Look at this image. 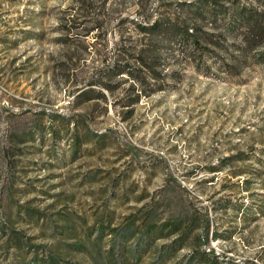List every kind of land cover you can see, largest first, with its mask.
<instances>
[{
	"label": "rangeland",
	"instance_id": "374dc122",
	"mask_svg": "<svg viewBox=\"0 0 264 264\" xmlns=\"http://www.w3.org/2000/svg\"><path fill=\"white\" fill-rule=\"evenodd\" d=\"M203 1L0 0V264L55 247L56 224L136 212L159 227L140 264H264V44L241 53L236 31L222 71L227 52L142 31ZM144 44L158 78L112 72Z\"/></svg>",
	"mask_w": 264,
	"mask_h": 264
},
{
	"label": "trees",
	"instance_id": "16d2710c",
	"mask_svg": "<svg viewBox=\"0 0 264 264\" xmlns=\"http://www.w3.org/2000/svg\"><path fill=\"white\" fill-rule=\"evenodd\" d=\"M220 1H203L199 5V9H196L198 12L194 16H189L187 13L183 18L176 16L166 21L155 20L152 24L142 25V31L146 35L156 38L166 37L167 34L174 36L186 44H191L194 51L201 49V53L204 51L215 54L220 51L227 52V57L222 60L221 69L230 71L236 65L238 56L228 54L229 47L236 45L234 41L228 42V38H233L236 31H242V35L241 44H238L234 49L241 53H247L264 44V0H254L257 6L253 5L252 7H247L245 4L241 6L240 0H228L231 6L224 7ZM207 26L211 27V31L205 29ZM150 47L149 44H144L137 51L138 54L134 56L135 58L126 59L127 62H117L113 66L112 72L115 75H128L138 83H142L147 77L158 78L161 74L153 68L154 63H158L157 56L150 53V51H155ZM185 59L190 62H198L187 48ZM116 60L120 61V59ZM156 90L157 88L154 91ZM77 132L79 131L77 130ZM52 133L58 135L59 130L54 129ZM78 135L74 136V144L78 141L81 142ZM261 181L264 185L263 176H261ZM37 213L41 212L37 211ZM83 223L86 226L83 228L82 234L74 230L72 222L63 228H59L56 224L55 233H60L64 237L58 238L55 247L46 248L41 245L29 244L26 241L28 251H34V254L25 264H82L81 261L73 260L77 255L88 260L84 264H140L141 254L149 250L154 235L159 231V227L151 219L150 213L142 218L140 223L137 212L130 214L123 226H113L115 223L113 216L106 214L97 217L91 225L86 218L83 219ZM207 224L210 225V221ZM166 227H169L168 223L162 224L160 237H170L178 231L177 223L174 224L173 230L164 233L163 230ZM56 236L53 235V237ZM108 236H111V240L110 244L106 245L104 241ZM198 240L200 243H205L204 241H209V238L200 236ZM165 248L163 247L161 255L152 264H164L160 258L167 256Z\"/></svg>",
	"mask_w": 264,
	"mask_h": 264
}]
</instances>
